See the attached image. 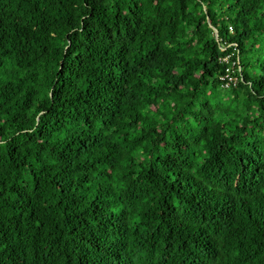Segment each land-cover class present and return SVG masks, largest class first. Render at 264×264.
Instances as JSON below:
<instances>
[{"label":"trees","instance_id":"obj_1","mask_svg":"<svg viewBox=\"0 0 264 264\" xmlns=\"http://www.w3.org/2000/svg\"><path fill=\"white\" fill-rule=\"evenodd\" d=\"M0 264H264V0H0Z\"/></svg>","mask_w":264,"mask_h":264},{"label":"built area","instance_id":"obj_2","mask_svg":"<svg viewBox=\"0 0 264 264\" xmlns=\"http://www.w3.org/2000/svg\"><path fill=\"white\" fill-rule=\"evenodd\" d=\"M221 60H227V57L222 58ZM234 62H232L228 67H226L225 69V73L220 77V79L222 80V86L223 87H228L232 84H235L236 81V76H234L233 74V66H234Z\"/></svg>","mask_w":264,"mask_h":264},{"label":"water","instance_id":"obj_3","mask_svg":"<svg viewBox=\"0 0 264 264\" xmlns=\"http://www.w3.org/2000/svg\"><path fill=\"white\" fill-rule=\"evenodd\" d=\"M211 27H212V26H211ZM212 29H213V32H214L215 38L217 39V37H218L217 30H216L214 27H212Z\"/></svg>","mask_w":264,"mask_h":264}]
</instances>
